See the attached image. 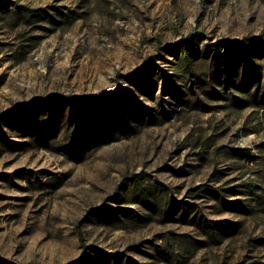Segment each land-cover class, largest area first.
<instances>
[{"label": "rangeland", "instance_id": "374dc122", "mask_svg": "<svg viewBox=\"0 0 264 264\" xmlns=\"http://www.w3.org/2000/svg\"><path fill=\"white\" fill-rule=\"evenodd\" d=\"M262 30L264 0H0V264H264V38L228 49Z\"/></svg>", "mask_w": 264, "mask_h": 264}, {"label": "trees", "instance_id": "16d2710c", "mask_svg": "<svg viewBox=\"0 0 264 264\" xmlns=\"http://www.w3.org/2000/svg\"><path fill=\"white\" fill-rule=\"evenodd\" d=\"M200 38V35L198 34H190L188 36H186L183 41L185 42V47H184V54L187 56L189 54H192L195 49L197 48V40ZM264 38V30H262L258 35L256 36H248L245 37L242 40H236L234 42H228V49L232 50V51H239L241 53H245L247 52V50L252 47V46H257L258 42ZM223 47V43H216V44H207L205 46V50L209 53H219L221 51ZM250 63L254 64L255 68L257 71H259L261 74H263L264 76V69L262 67L257 66V64H255L254 60L250 59ZM104 95L107 96H113L112 94L109 93H104V94H100V95H89L86 96L85 99H92V100H97L100 99L102 97H104ZM247 153H250L251 150L248 148L245 150ZM80 242L83 243V237L82 235H80L79 238ZM79 261H73L69 264H77Z\"/></svg>", "mask_w": 264, "mask_h": 264}]
</instances>
